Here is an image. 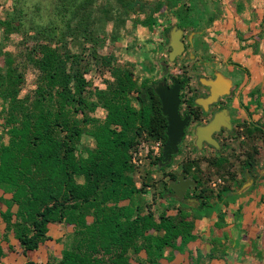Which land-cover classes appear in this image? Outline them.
I'll return each instance as SVG.
<instances>
[{
	"label": "trees",
	"instance_id": "16d2710c",
	"mask_svg": "<svg viewBox=\"0 0 264 264\" xmlns=\"http://www.w3.org/2000/svg\"><path fill=\"white\" fill-rule=\"evenodd\" d=\"M155 4V12L175 7L172 0ZM150 5L145 0H51L44 18L38 5L26 10L18 1L0 21L5 37L20 35L39 59L33 94L21 96L24 77L16 73L10 55L0 81L5 103L0 126L8 137L4 144L0 135V215L25 256L50 240V226L66 224L74 227L72 248L62 252L58 264H154L167 248L182 250L194 241L200 212L216 211L212 202L220 203L231 193L224 187L212 199L201 190L191 217L176 208L177 215L163 212L156 218L150 207L143 213L134 205L135 197L150 186H136L132 150L141 138L167 141V120L154 91L157 82L145 78L138 84L132 70L113 65L114 81L91 101L85 53L97 65L109 66L110 59L103 62L98 48L107 37L118 40L132 16L138 17L134 28L150 29L156 23L155 12H145ZM88 41L94 42L91 48H86ZM98 107L106 113L103 120L86 112ZM85 135L94 141L93 149L80 147ZM192 179L200 188L197 177ZM169 193L175 197L172 188ZM123 201L130 204L121 206ZM2 257L0 245V262Z\"/></svg>",
	"mask_w": 264,
	"mask_h": 264
},
{
	"label": "rangeland",
	"instance_id": "374dc122",
	"mask_svg": "<svg viewBox=\"0 0 264 264\" xmlns=\"http://www.w3.org/2000/svg\"><path fill=\"white\" fill-rule=\"evenodd\" d=\"M18 1L26 10L38 5L44 18L51 2L0 0V21L8 17ZM145 1L151 3L145 12H155L156 0ZM172 1L175 5L172 9L163 7L159 12H155L156 23L150 29L141 25L134 28L133 22L138 17L132 16L125 28L118 32V40L111 41L110 37H107L105 46L98 48V55L103 62L110 59L109 66L97 65L91 61L90 55L85 53L89 66L86 75L87 90L91 101L95 100L94 95L99 90H104L109 82L114 81L110 68L113 65L125 66L132 70L138 84L145 78L157 83L167 81L168 84H171V77L178 78L185 83L186 96L192 91L196 92L195 96L200 94L205 86L202 80L212 79L213 76L223 77L230 85H235L230 100L235 107L237 128L223 139L220 149L208 146L197 149L196 126L192 125L179 145L178 153L168 165L160 166L157 161L165 145L162 140L141 138L140 144L132 150L131 163L136 169V186L141 187L144 183L150 186L137 197L138 203L140 207L146 203L143 200V195L146 194L150 196L149 202L160 203L163 200L161 206H157L159 210L153 212L157 218L167 212V209L175 211L176 208H181L191 217V202L196 201L199 204L196 196L201 190H204V196L216 199V195L224 187L231 189L245 184L251 177L250 170L254 166L260 170L264 169V0ZM179 8L183 10L180 15L177 13ZM189 17L193 18V23L188 21ZM139 18L144 20L145 16L140 15ZM175 29L183 31L185 51L171 62L170 39ZM107 31L111 35L112 24L108 26ZM93 45L94 42L88 41L86 48ZM74 51L79 52L77 49ZM9 55L14 60L16 73H22L24 77L21 96L33 94L39 75L38 56L26 48L20 35L5 37L0 27V81L8 67ZM243 105L249 113H242ZM3 107L5 108V103L0 100L1 117L4 115ZM86 112L90 117L100 120L106 115L101 107L94 112ZM79 118H82L81 114ZM0 135L2 143L7 144L8 137L2 126ZM80 147L93 149L95 143L85 135ZM247 163L252 164L250 169L245 166ZM192 176H196L200 181V188H196L197 183ZM180 177L195 182V186L187 190L183 202H178L176 196L169 193L170 185L177 183ZM185 204L187 206H183ZM73 237L74 233L69 235L65 242H61L60 247L56 246L51 251L52 262L56 260L55 255L72 248ZM56 263L55 261L54 264Z\"/></svg>",
	"mask_w": 264,
	"mask_h": 264
},
{
	"label": "crops",
	"instance_id": "0c3cea01",
	"mask_svg": "<svg viewBox=\"0 0 264 264\" xmlns=\"http://www.w3.org/2000/svg\"><path fill=\"white\" fill-rule=\"evenodd\" d=\"M252 170L251 177L245 184L231 188V193L222 197V202H212L216 211L200 212L202 217L194 221V241L182 250L167 248L154 264H264V169L254 166ZM137 197L134 205L140 207ZM149 197L148 194L143 195L146 202L140 207L143 213L151 205V210L157 212V206H161L163 201L149 202ZM129 204L128 201L120 203L121 206ZM191 204L194 208L198 205L196 201ZM176 213V210L166 212L168 216ZM91 221L90 218L89 222ZM73 232V226L52 225L48 233L50 240L41 244L37 251L28 252L25 256L15 234L7 233L0 215V245L3 250L0 264H25L28 260L46 264L51 261V251L56 246L60 247L61 242H65ZM141 257L146 258L145 252L141 253ZM54 258L58 264L62 253Z\"/></svg>",
	"mask_w": 264,
	"mask_h": 264
},
{
	"label": "water",
	"instance_id": "95a60500",
	"mask_svg": "<svg viewBox=\"0 0 264 264\" xmlns=\"http://www.w3.org/2000/svg\"><path fill=\"white\" fill-rule=\"evenodd\" d=\"M183 31L181 29H175L172 32L170 39L171 51L169 53V60L175 61L185 51V44L182 41ZM171 85L166 83L159 84L155 87V94L159 97L161 102V111L163 116L167 120L166 136L167 141L163 147L162 158L160 166L168 165L172 157L179 151V145L181 144L185 130L190 125L189 115H183L181 112L182 97L181 91L184 87L179 79L172 77ZM202 83L208 87H211V95L206 98H199L197 104L204 109L214 104L218 98L226 93H229L230 82L223 77H217V80L203 79ZM230 128L229 124H226V118L224 114H217L214 119L204 126L196 128V147L202 148L203 142L212 146L215 149H220V144L213 138V134L220 130L221 126ZM195 186V182L189 179L180 177L177 183H173L170 187L173 189L176 198L183 202L184 196L188 189Z\"/></svg>",
	"mask_w": 264,
	"mask_h": 264
},
{
	"label": "flooded vegetation",
	"instance_id": "af4514ba",
	"mask_svg": "<svg viewBox=\"0 0 264 264\" xmlns=\"http://www.w3.org/2000/svg\"><path fill=\"white\" fill-rule=\"evenodd\" d=\"M237 67H238V65H237ZM208 80H211V79H208ZM212 80L216 81L217 76H213ZM180 81L182 83H184L182 80H180ZM163 82L167 83V81L158 82L155 85V87L159 84H162ZM171 84H172V82H171ZM171 84H168V85H171ZM185 88L186 87H185V83H184V87H183L182 91L180 92L181 97H182L181 112L183 115H189V117H190V125L185 130V136H186L188 129L192 125H195L196 128L199 126L207 125L208 123H210L214 119V117L217 114H224V116L226 118V124H229L231 127L228 128V127L223 125V126H221L219 131H217L213 134V138L220 144V148H221L223 139L227 138V136L230 135L234 131V129L237 128L236 127V125H237L236 124V118L234 116V108L235 107L233 105V101L230 100L231 96H232V92L235 89V85H233V86L230 85L229 93H226V94L220 96L214 104H212L208 107V109H204L202 106L197 104V100L199 98H206L209 95H211V87H208L205 85L203 88V91L200 94H198L197 96H195L196 92H193V91L189 95L186 96L184 94ZM241 111L244 114L249 113V110H247L244 105L242 106ZM185 136H184V138H185ZM195 136H196V130H195ZM196 139H197V137H196ZM195 146H196V140H195ZM204 146L212 147V146L208 145L206 142H203L202 148ZM216 150H218V149H216Z\"/></svg>",
	"mask_w": 264,
	"mask_h": 264
},
{
	"label": "built area",
	"instance_id": "2783aa9c",
	"mask_svg": "<svg viewBox=\"0 0 264 264\" xmlns=\"http://www.w3.org/2000/svg\"><path fill=\"white\" fill-rule=\"evenodd\" d=\"M157 151H158V149H157ZM156 154H158V153H156Z\"/></svg>",
	"mask_w": 264,
	"mask_h": 264
}]
</instances>
